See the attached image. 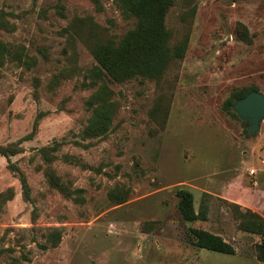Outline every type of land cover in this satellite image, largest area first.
Wrapping results in <instances>:
<instances>
[{
    "label": "rangeland",
    "instance_id": "374dc122",
    "mask_svg": "<svg viewBox=\"0 0 264 264\" xmlns=\"http://www.w3.org/2000/svg\"><path fill=\"white\" fill-rule=\"evenodd\" d=\"M0 22V40L23 54L0 66V145L20 147L0 154V264H263L264 236L241 230L238 213L264 217V121L247 134L223 103L234 88L264 94V0L176 2L166 24L172 44L188 36L184 57L159 80L109 83L116 109L97 137L84 135L88 44L135 19L114 0H0ZM178 189L196 209L203 199L206 221L180 217ZM191 227L235 253L195 246Z\"/></svg>",
    "mask_w": 264,
    "mask_h": 264
},
{
    "label": "trees",
    "instance_id": "16d2710c",
    "mask_svg": "<svg viewBox=\"0 0 264 264\" xmlns=\"http://www.w3.org/2000/svg\"><path fill=\"white\" fill-rule=\"evenodd\" d=\"M95 1L97 2V0ZM178 1L114 0L124 15L134 18L135 22L134 26L121 37L102 38L96 36L88 44L96 64L90 71V85L94 90L86 100V105L91 110V114L84 129L85 137L104 135L111 125L116 104L112 100L113 91L109 87V83H122L136 77L159 80L173 62L184 57L188 45V36L172 44V33L166 24V17L170 8ZM189 8L192 12L195 11L194 5L190 4ZM239 27H242L238 32L239 37L251 42L246 27L241 23H239ZM6 56L19 62L23 59L21 51L11 50L6 43L0 40V66L4 63ZM25 58L27 59V56H24ZM252 90H257V88L252 85L234 88L224 101L223 110L238 118L232 110V104L236 99L244 97ZM243 123L248 124V121H243ZM245 133L249 134L247 126ZM43 150L45 151V149ZM18 152H20V147L16 144L0 145V154L7 159L10 155ZM19 180L23 193L27 196L28 186L22 173H19ZM57 185L62 188L60 184ZM176 196L178 199L176 207L184 221H206L208 219L207 207L203 199L196 209L193 194L189 190L178 189ZM117 201L123 202L125 197L121 196ZM238 216V226L241 230L264 236V217L249 209L239 212ZM189 239L192 244L199 248L226 254L235 253L233 246L220 235L203 228H189ZM59 240L60 234L57 230L48 234L47 241L51 246H55ZM256 255L257 259L264 264V240L258 244Z\"/></svg>",
    "mask_w": 264,
    "mask_h": 264
},
{
    "label": "water",
    "instance_id": "95a60500",
    "mask_svg": "<svg viewBox=\"0 0 264 264\" xmlns=\"http://www.w3.org/2000/svg\"><path fill=\"white\" fill-rule=\"evenodd\" d=\"M232 110L239 119L247 120V131L250 134L258 132L260 123L264 121V94L252 90L244 97L236 99L232 104Z\"/></svg>",
    "mask_w": 264,
    "mask_h": 264
}]
</instances>
